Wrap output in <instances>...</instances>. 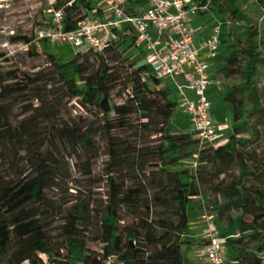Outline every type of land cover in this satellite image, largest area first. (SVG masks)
<instances>
[{
    "label": "trees",
    "instance_id": "1",
    "mask_svg": "<svg viewBox=\"0 0 264 264\" xmlns=\"http://www.w3.org/2000/svg\"><path fill=\"white\" fill-rule=\"evenodd\" d=\"M193 1L207 8L201 14L228 15L244 23L241 46L218 69L224 79L236 78L240 85L228 88L223 97L232 108L233 128L227 142L217 147L191 150L198 144L192 132L168 133L175 108L169 90L160 88L162 81L149 74L142 56L125 57L135 35L125 48L121 45L128 36L117 33L101 53L76 52L66 62L44 51L47 72L13 83L0 72V165L10 155L23 153L26 158L25 170L15 177H2L0 169V264H103L108 256L123 264H184L187 204L203 193L212 198L207 207L216 211L217 221L225 227L220 235L226 238L228 264H264V155L247 150L249 140L237 138L254 115L256 127L264 128V106L255 83L258 68L264 65L259 51L264 34L252 26L238 0ZM258 3L264 8V0ZM89 5V0H78L66 6L63 29L75 30ZM9 40L30 46L28 54L36 55L28 36L14 34ZM0 59L9 61L4 54ZM239 88L250 109L243 105ZM115 95L123 103H114ZM72 100L99 122L97 132L106 146L108 190L93 239L102 245L100 252L87 249L81 207L66 216L58 252L42 222L41 206L57 176L58 147L94 151L91 129L71 125L67 104ZM14 106L21 107L17 118ZM194 155V174L177 169ZM234 166L236 173L231 172ZM122 216L134 223L121 226Z\"/></svg>",
    "mask_w": 264,
    "mask_h": 264
},
{
    "label": "rangeland",
    "instance_id": "2",
    "mask_svg": "<svg viewBox=\"0 0 264 264\" xmlns=\"http://www.w3.org/2000/svg\"><path fill=\"white\" fill-rule=\"evenodd\" d=\"M237 6L242 12L251 20V24L255 27L259 34H264V8L258 3V0H238ZM15 13L10 16L11 20L5 24L0 21V54H4L9 60L4 62L0 59V72L8 83H13L19 78H30L36 72H47L48 65L44 51L53 53L57 58L66 62L70 60L77 52L76 49L68 45L48 46L44 47L42 41L38 38L40 30H51L52 24H47L45 17L39 14L37 7L31 6L28 3L17 2L14 6ZM92 9L87 10V14ZM196 18L200 19V24H205V27L212 28L214 24L220 22L222 25L221 37L219 42V67H223L226 62L228 54L238 49L241 46V38L244 33V23L234 22L228 15H218L213 13L195 14ZM225 17V19H223ZM14 34L26 35L33 39L32 46L36 48V55L30 56V46L23 43H11L9 32ZM194 33V32H193ZM130 34V35H129ZM127 42L130 41L132 33H129ZM264 39V37H262ZM5 42L11 45L9 48H2ZM128 45V44H127ZM126 45V46H127ZM123 42L121 47L125 48ZM227 46H234L228 48ZM142 49L140 43L133 44L128 47L125 52V57L132 60L138 56ZM259 51L264 54V46L259 45ZM32 52V51H31ZM264 57V55H262ZM216 75L218 76L219 84L218 91L215 92V86L210 90L208 100L211 103V112L213 122L221 132V135L226 143L232 134L233 119L231 105L223 100L226 93L229 92L230 87L239 86L240 81L236 78L224 79L218 69ZM211 71H215L213 68ZM9 72H14L9 75ZM255 83L259 89L262 106H264V65L258 68V73L255 78ZM160 88H166L170 92V99L175 103V108L172 112L167 131L169 134L178 135L181 133H191L186 118L177 103V90L171 80L165 79ZM119 90V89H117ZM239 91L244 95L242 98L243 105L250 109L251 105L248 97L242 88ZM64 102V101H63ZM113 102L121 104L123 100L118 97H113ZM36 104V102H34ZM68 118L71 125L77 129L90 128L91 139L94 144V151L87 153L81 148L72 150L69 147L59 146V152L54 159L57 165V176L54 180V185L46 191L47 202L41 206L43 211L42 222L50 237V242L54 251L63 246V227L65 226L66 216L75 207H81L82 216L87 221L85 231V238L87 240V249L94 252H100L102 245L93 239L99 233L100 219L104 213L107 195V172H106V146L102 141V136L97 132L99 122L89 112L83 110L78 106L75 100L67 104ZM21 107L14 106V118L20 116ZM254 115L249 120L242 130L237 135L239 140H249L247 150H255L257 154L264 155V128L256 127ZM257 130V131H256ZM150 144H156L155 140H149ZM203 146L197 144L191 150H200ZM197 167V155L191 158L184 159L177 169L189 170L192 174ZM26 168V158L23 153L16 156L10 155L8 159L0 165L1 176L7 179L19 175ZM237 166L232 167L231 172L236 173ZM129 182L126 183V185ZM212 199L207 193H203L200 197L192 199L187 204V222H193L198 219L199 209L204 210V216H212L210 220L211 228L218 234L225 231L222 223L217 221L216 211L211 207H207L209 200ZM123 222L121 226H128L134 221L122 216ZM203 221L207 222L204 218ZM207 224V223H206ZM61 255L64 251L59 252ZM187 257V254H184ZM264 256V254H262ZM42 258L47 261L46 257ZM185 264V263H184ZM187 264V263H186ZM195 264H207L204 260L197 261Z\"/></svg>",
    "mask_w": 264,
    "mask_h": 264
},
{
    "label": "built area",
    "instance_id": "3",
    "mask_svg": "<svg viewBox=\"0 0 264 264\" xmlns=\"http://www.w3.org/2000/svg\"><path fill=\"white\" fill-rule=\"evenodd\" d=\"M78 0H0V21L5 24L15 13L17 2L37 7L39 14L52 24L51 30H40L38 38L51 46L68 45L77 52L92 50L101 53L106 44L116 38L124 27L141 38L144 44V64L156 80H171L177 90L178 105L188 116L192 133L201 146L217 147L224 144L217 140V130L211 115V103L207 97L212 82L208 70L219 54L221 23L217 22L210 36L198 48L192 47L193 32L189 18L207 10L193 0H146L140 14L128 11L129 0H91L104 12L102 20L86 16L77 28L65 31L64 9ZM90 12L93 13L91 10ZM10 36L14 35L10 31ZM9 42L1 45L9 48ZM205 58H201V54ZM188 91L193 97L188 96ZM207 221L201 237L197 256L207 264H228L225 251L226 238L216 233ZM44 257V256H43ZM24 264H28L25 262ZM103 264H123L116 256H108Z\"/></svg>",
    "mask_w": 264,
    "mask_h": 264
},
{
    "label": "crops",
    "instance_id": "4",
    "mask_svg": "<svg viewBox=\"0 0 264 264\" xmlns=\"http://www.w3.org/2000/svg\"><path fill=\"white\" fill-rule=\"evenodd\" d=\"M89 2H90L89 7L92 9L93 13L90 12L86 16L98 18V19L102 20V18L104 16V12L96 5V3L94 1L89 0ZM145 7H146V0H129L128 11L130 13L140 14L141 12H143L145 10ZM199 14H201V13H199ZM223 19H225V17H223ZM189 22H190V24H189L190 28H191L192 32H194L193 33L192 47L198 48L199 44L203 40L207 39L210 36L212 29L216 26V24H214L211 29L207 28V27H205V24H200V22H201L200 19L196 18L195 15L190 16ZM129 33H132V35H135L127 27H124V29L121 32H119L120 36H122V37L125 35L129 36L130 35ZM136 38H137V40H136L135 44L140 43V46H142V49H140L137 57L142 56V58H143L144 54H145L144 44H143L141 38H139L138 36H136ZM123 42L125 43V46L129 43V42H127V40L123 41ZM219 56L220 55L218 54L217 58L211 62L212 65L210 66V68L208 70V76H209L212 84L208 88L207 97L209 95L210 90L213 89L214 86H215L214 91L215 92L218 91L217 85L219 84V80H218V76L216 75V71H217V68L219 67V64H221L219 62ZM201 58H205L203 53L201 54ZM213 68L215 69L214 72L211 71ZM163 81H165V80H162V84H163ZM188 96L193 97L192 93L189 91H188ZM176 98H177V103H178L177 95H176ZM211 115H212V112H211ZM184 116H185L187 124L189 125V128L192 132V126L189 122V118L185 114H184ZM214 125H215V123H214ZM215 127H216V125H215ZM216 130H217V136H218L217 140H220V141L223 140L224 141V139L221 135V132L219 131V129L217 127H216ZM199 211H200V213L198 214V216H197L198 219L196 221L187 222L189 230H188V234L184 238L185 241L187 242V244L183 246V253L187 254V257L184 255L185 260H186L185 264L186 263L187 264H195L197 261H203L202 259H200L197 256V250L202 244L201 234H202V231L206 227L207 224L205 223V221H203V218L205 217L204 216V210L199 209Z\"/></svg>",
    "mask_w": 264,
    "mask_h": 264
}]
</instances>
